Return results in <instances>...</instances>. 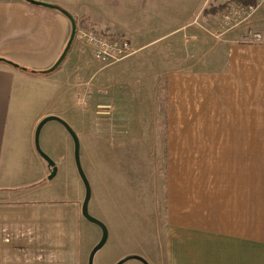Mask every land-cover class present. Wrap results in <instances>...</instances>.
<instances>
[{
    "label": "crops",
    "instance_id": "1",
    "mask_svg": "<svg viewBox=\"0 0 264 264\" xmlns=\"http://www.w3.org/2000/svg\"><path fill=\"white\" fill-rule=\"evenodd\" d=\"M46 1L118 34L108 14L73 9L69 0ZM221 9L208 14L211 28ZM256 12L220 40L185 24V33L176 31L180 26L168 30L159 37L172 36L168 45L175 51L165 61L155 67L124 62L84 101L87 45L74 39L57 68L39 72L65 46V15L0 0V264H88L96 243L82 233L90 229L83 199H56L49 187L50 169L34 146L36 125L48 115L75 127L77 138L94 143L106 163L98 185L100 221L116 230L137 226L140 217L158 227L156 235L140 237L150 246L100 255L97 264L125 257L120 264H145L133 255L147 264H264V24ZM128 30L129 40L120 37L138 42L139 34ZM249 30L261 41H250ZM146 44L131 46L138 51ZM63 139L51 158L57 171L69 155L64 133ZM128 162L130 169L123 165Z\"/></svg>",
    "mask_w": 264,
    "mask_h": 264
},
{
    "label": "rangeland",
    "instance_id": "2",
    "mask_svg": "<svg viewBox=\"0 0 264 264\" xmlns=\"http://www.w3.org/2000/svg\"><path fill=\"white\" fill-rule=\"evenodd\" d=\"M49 3L59 2V1H46L39 0ZM71 3V8L73 9H83L84 11L90 10L94 14L98 11L108 14L107 16H112L109 20L115 21V25L109 24L110 28H114L116 36H124L129 40L128 35L132 33V29L136 34H139V41L133 43L130 42L129 45L133 49V52L126 57L110 63L108 65H103L101 62L95 60L92 56L91 50L89 52L85 51L88 55L87 69L83 72V79L88 80V83L83 85V89L80 90L79 96L83 97L85 101L87 94H97L102 91L103 84L102 79L107 76L110 77L112 72L110 69H114L121 65L124 62L130 60L139 59L142 64L148 65V67H155L159 64V61H165L168 57V54H172L175 49L169 48L168 41L172 39V36L168 35L165 37H159L161 34L168 32V30H173L177 27L176 31L180 33L186 32L182 25L198 27L201 30V35L210 36L217 40L222 38L223 35L214 36L212 34L211 25H208L206 22L209 19L208 14L213 13L216 9H221L222 6H219L223 0H69ZM220 2V3H219ZM224 3V2H223ZM97 6L90 7V6ZM59 6V5H58ZM225 6V5H224ZM61 7V6H60ZM222 10V9H221ZM219 11V10H218ZM208 16V17H207ZM116 17V18H115ZM256 17L264 24V10L259 9L256 12ZM255 17V18H256ZM137 18V19H135ZM102 19V17H101ZM100 19V20H101ZM102 20H106L104 17ZM193 20V21H192ZM76 23L79 26L93 27L90 26L93 24H88V22L83 19H75ZM192 21L191 23H188ZM98 29V28H97ZM230 30V29H229ZM101 31H105L101 29ZM70 32V27L67 32V37ZM108 33L110 31H107ZM105 31V33H107ZM227 32V31H226ZM181 36V34H178ZM159 37V38H158ZM74 42V41H73ZM84 46L86 44L78 42ZM147 43V44H146ZM146 44L148 46L144 47L142 50H135L131 45H141ZM88 47V46H86ZM89 48V47H88ZM87 48H85L86 50ZM90 49V48H89ZM91 54V56H90ZM101 66H103L101 68ZM144 68H147L146 66ZM74 67H71L69 71L73 70ZM109 70V71H108ZM120 72V69H117ZM66 74V72L64 73ZM84 80V82H85ZM102 94V92H101ZM69 102V98H68ZM91 113H95L91 110ZM71 113H68V117ZM70 118V117H69ZM87 127H89V132L93 133L96 131V127L92 122L91 118L87 121ZM75 129V127H72ZM62 131V132H61ZM63 133L66 135L69 141V155L66 159L62 160L59 164L58 171L50 179L51 186L55 190V198L62 200L66 197H73L78 195L82 199L85 195V185L82 178L78 172L75 157H74V142L71 135L68 133L66 128L58 121L51 120L46 122L39 133V146L50 158L56 160L55 152L59 150L60 147H64ZM85 139L78 138L79 142V162L83 174L88 182L90 188V199L88 202V212L94 217L98 218V209L99 206L103 203V195L98 192L99 177L102 174L103 167L106 164L104 160L99 158V153L97 151V146L92 143H84ZM124 167L127 166L128 169L132 167V163H123ZM102 167V169H101ZM102 170V171H101ZM111 174H115L114 169H110ZM116 175V174H115ZM132 173L128 175L131 177ZM124 184V183H123ZM127 187V186H126ZM161 200L157 203V211L161 213L160 203ZM86 220V219H85ZM100 220V219H99ZM90 226L89 231H86V228L82 229L83 235H88L92 241L96 243L100 240L102 231L99 225L86 220ZM103 222V221H102ZM137 226H131L124 229L123 226H117L118 229H114V226L106 225V230L109 236L107 241L99 248L93 256L92 264H97V260L100 255H105L106 257L110 255L115 256L125 249L138 250L143 246H150L151 242L145 240L146 238H140L146 234L156 235L157 226L149 225V222L146 219L136 220ZM130 229H135L130 233V237L126 238V235L129 234ZM138 237V239H137ZM95 243V244H96ZM91 251V250H90ZM114 264V263H113Z\"/></svg>",
    "mask_w": 264,
    "mask_h": 264
},
{
    "label": "built area",
    "instance_id": "3",
    "mask_svg": "<svg viewBox=\"0 0 264 264\" xmlns=\"http://www.w3.org/2000/svg\"><path fill=\"white\" fill-rule=\"evenodd\" d=\"M259 9L264 10V0L234 1L222 10L219 23L211 29L212 34L217 37L223 35L229 29L247 22ZM248 36L250 41L259 42L262 39L256 31L249 30ZM74 39L86 44L93 58L103 65L118 61L133 52L128 40L110 36L97 28L77 25Z\"/></svg>",
    "mask_w": 264,
    "mask_h": 264
},
{
    "label": "water",
    "instance_id": "4",
    "mask_svg": "<svg viewBox=\"0 0 264 264\" xmlns=\"http://www.w3.org/2000/svg\"><path fill=\"white\" fill-rule=\"evenodd\" d=\"M25 2L34 4V5H40V6H45V7H49V8H53L58 10L60 13H62L63 15H65V17L68 19L69 21V25H70V32H69V36L68 39L65 43V46L63 47L62 52L60 53L59 57L57 58V60L50 66L48 67L45 72H51L53 71L55 68H57L59 66V64L61 63V61L63 60V58L66 56V54L68 53L73 41H74V37H75V31H76V26L77 23L75 21V18L73 17V15L68 12L67 10H65L64 8L56 5V4H52L49 2H44V1H39V0H23ZM4 59L0 58V61H2ZM16 66V65H13ZM51 120H55L60 122L68 131V133L71 135L73 142H74V157H75V162H76V166L78 169V172L80 174V177L83 180V183L85 185V195L81 204V214L83 215V217H85L87 220H89L90 222H93L97 225H99V227L101 228L102 234L100 237V240L94 245V247L91 249L90 253H89V257H88V264H92V260H93V256L96 253V251L101 248V246L105 243L106 239H107V230L105 225L97 218H95L94 216H92L89 212H88V202L90 199V188L88 185V182L83 174V171L81 169L80 166V162H79V142H78V138L75 134V132L73 131V129L68 125L67 122H65L62 118L55 116V115H48L43 117L36 125L35 131H34V146L35 149L37 151V153L46 161L47 166L50 169L49 175L47 176L48 179H51L56 171H57V167L55 165V162L44 152L42 151V149L39 146V133L40 130L42 128V126ZM133 258L139 259L140 261H142L143 263L147 264L145 262L144 259H142L139 256L133 255ZM130 257H125L123 259H120L119 261H117L115 264H120L121 262H123L126 259H129Z\"/></svg>",
    "mask_w": 264,
    "mask_h": 264
},
{
    "label": "trees",
    "instance_id": "5",
    "mask_svg": "<svg viewBox=\"0 0 264 264\" xmlns=\"http://www.w3.org/2000/svg\"><path fill=\"white\" fill-rule=\"evenodd\" d=\"M242 1L247 2L248 0H242ZM67 39H68V37H67ZM7 62H9V61H7ZM9 63L12 64V65H14V64L11 63V62H9ZM20 68H21V69H24L23 67H20ZM45 70H46V69H44V70H42V71H39V72H41V73H46ZM32 72H35V71H32Z\"/></svg>",
    "mask_w": 264,
    "mask_h": 264
}]
</instances>
